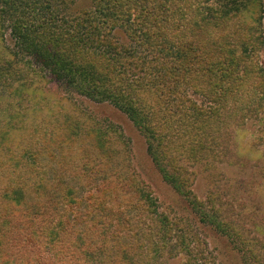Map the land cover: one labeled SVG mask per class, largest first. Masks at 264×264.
I'll return each mask as SVG.
<instances>
[{
  "label": "rangeland",
  "instance_id": "1",
  "mask_svg": "<svg viewBox=\"0 0 264 264\" xmlns=\"http://www.w3.org/2000/svg\"><path fill=\"white\" fill-rule=\"evenodd\" d=\"M226 1L210 7L218 11ZM233 11L200 56L216 62L223 52L241 53L239 65L250 74L220 105L187 89L179 111L193 101L216 130L215 142L192 161L185 136L168 138L165 162L171 172L177 167L181 194L162 181L143 136L112 106L49 83L7 84L0 96V264H133L132 257L137 264H242L211 222L264 256V0ZM10 46L0 28V55ZM231 69L222 63L216 76L230 84ZM140 194L155 206L140 203ZM194 200L204 216L192 211ZM164 242L171 252L156 251Z\"/></svg>",
  "mask_w": 264,
  "mask_h": 264
},
{
  "label": "trees",
  "instance_id": "2",
  "mask_svg": "<svg viewBox=\"0 0 264 264\" xmlns=\"http://www.w3.org/2000/svg\"><path fill=\"white\" fill-rule=\"evenodd\" d=\"M211 1L0 0V28L11 42V52L0 55V81H5L0 82V96L18 78L28 89L49 83L67 96L112 106L143 136L162 181L181 194L182 177L165 162L168 138L185 136L187 160L192 161L215 142L216 130L193 101L187 111H179L187 89L220 105L250 74L239 65L241 53L223 52L216 62L207 53L200 56L218 23L224 28L231 11L246 0H227L218 11L210 7ZM222 63L232 67V79L226 76L230 84L216 76ZM253 104L247 109L254 110ZM139 202L155 206L141 194ZM189 205L201 212L197 200ZM209 225L235 244L242 264H264L263 254L258 256L224 225ZM166 244L156 251L171 252ZM131 262L138 263L135 257Z\"/></svg>",
  "mask_w": 264,
  "mask_h": 264
}]
</instances>
